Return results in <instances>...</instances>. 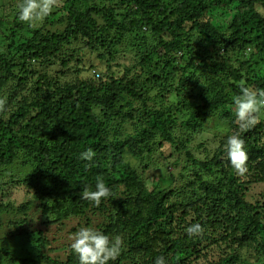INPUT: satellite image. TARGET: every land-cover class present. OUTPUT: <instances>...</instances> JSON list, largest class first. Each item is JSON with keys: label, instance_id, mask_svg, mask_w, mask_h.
<instances>
[{"label": "trees", "instance_id": "1", "mask_svg": "<svg viewBox=\"0 0 264 264\" xmlns=\"http://www.w3.org/2000/svg\"><path fill=\"white\" fill-rule=\"evenodd\" d=\"M20 2L0 7V98H6L0 196L8 187L22 188L28 201L20 210L40 211L47 226L106 210L121 191L126 198L116 200L99 226L124 241L109 264H154L160 256L167 264H192L208 249L203 241L220 230L214 245L231 243L239 260L227 252L207 264H246L251 255L264 264V192L254 202L247 199L264 184V111L255 127L239 132L232 101L242 84L264 88V0H57L44 22L28 29L17 20ZM86 48L123 74L105 78L94 69L97 81H48L57 61L68 68ZM32 62L47 71L40 74ZM212 118L223 137L211 155L199 157ZM237 132L248 155L243 175L224 150L228 135ZM165 145L177 153V179L162 174L145 180L127 162L133 157L163 171L155 156ZM88 148L94 158L80 159ZM97 177L112 193L98 207L80 197L84 187L95 190ZM12 211L11 204L0 203V214ZM192 213L191 224H201L202 236L189 237L180 222ZM86 221L92 222L89 215ZM154 231L159 238L151 237ZM40 234L11 232L14 239L30 240L32 253L22 258L0 251L1 257L11 256L12 264H79L71 248L65 263L44 255ZM144 236L143 251L136 243Z\"/></svg>", "mask_w": 264, "mask_h": 264}, {"label": "rangeland", "instance_id": "2", "mask_svg": "<svg viewBox=\"0 0 264 264\" xmlns=\"http://www.w3.org/2000/svg\"><path fill=\"white\" fill-rule=\"evenodd\" d=\"M14 0H0V7H6L7 10L11 3ZM5 19V18H4ZM44 22V18L40 21H37L32 26H29V24L24 23V26L26 29L33 27L34 25L40 26ZM226 28V27H223ZM52 30H57L56 28ZM31 31L28 30L27 32ZM25 31V33H27ZM3 36V35H2ZM4 45L0 43V52L4 51ZM123 50H126V45L122 46ZM2 53H0L1 55ZM117 63H119L117 61ZM33 68L37 69L40 74H44L46 72L41 68V66L36 65V63L32 62ZM127 64V63H126ZM35 65V66H34ZM97 70L100 74H103L106 78L107 74L115 75V76H121L123 72L118 73V70L116 66H113L112 69L108 68L107 62L103 61L99 58L98 54L92 49H84L80 52V55L78 59L71 60L68 68H64L61 66V62L57 61V63L52 66L47 73L50 74V79L48 81H60L63 84L72 83L77 79V76L81 79H90L92 81H97L91 74L92 70ZM78 70L80 71L78 73ZM115 73V74H114ZM37 79H32L29 77L28 81L30 84L37 83ZM155 105V104H154ZM217 118H212L207 122V129L202 132L201 141L204 143L205 148L201 149L198 153L199 157H203L205 155H211L214 152V149L218 145L219 138L223 135L221 133H218L216 129V125L218 123ZM200 142V141H199ZM199 142H195V147L198 146ZM157 159L161 160V165H163L164 170L162 171L161 168L151 166L146 168L145 165H142L138 159H133V157H128L127 162H130L134 167H137L141 173H143V177L145 180L155 181L159 179L162 174H174L176 175V179L179 177V170H181V167L174 168L172 166V163L176 161L177 159V153L169 146H161L157 150V154L155 156ZM14 168H11V172H18V170H13ZM10 172V173H11ZM9 175V173L7 172ZM9 179V177H8ZM264 192V184L256 185L251 189L248 200L251 202H254L256 198H260L261 194ZM6 195L4 197L0 196V203L3 202L5 204H11L14 208V211L12 213L7 214H0V251L9 253V254H15L14 256L18 257H26L31 255L32 247H31V241L28 239H20L16 238L14 239V235H11L12 233H22V231L27 230L29 232H36L39 230H42V235L39 236L42 239H45L44 251L43 254L46 256H49L51 259L57 260L59 262L65 263L70 255V244L71 239L70 237L81 227H92L95 230H98L100 232H103L99 229V226L102 224V222L105 220V218L109 215L111 210L115 206L116 200L121 198H126V196H123L121 191H119L114 197L111 202H109L106 205V210H102L95 214L94 212L90 211L87 213V216L92 219V222L90 224L87 223L86 217L81 218H70L67 220H63L60 223H54L50 225H44L43 220L41 219L40 211H21V205L28 201V195L26 194V191L23 190L20 187H8V189L5 191ZM97 209V208H95ZM98 210V209H97ZM99 211V210H98ZM195 211V210H194ZM32 214V219L29 223L25 224L26 220L28 219V214ZM99 214V215H98ZM179 215H183V213H179ZM182 218V216H181ZM180 218V219H181ZM195 217L192 214H189L188 217L185 218L182 222V225L184 228H187L191 221ZM24 222V223H20ZM17 225V226H16ZM137 231H132V235L135 234ZM104 233V232H103ZM222 230L212 233L211 239L203 241V245L206 246L208 249L204 252H209L207 256L204 255V252L196 257L193 256L192 259H195V261L192 264H207L209 262H215L217 260H220L221 258H224L226 256V253L228 252L235 260H239L237 256L233 254L235 252L236 247L232 245L231 243L227 242H221L219 245H214V240L219 239L221 237ZM110 233L108 234V236ZM151 237L156 236L160 237V233L158 231H154L150 233ZM145 236L139 239L136 243L137 249L141 247V249L144 251L146 248L147 242H144ZM36 241V240H35ZM144 242V243H143ZM202 247V246H201ZM18 254V255H17ZM252 256H245V262L246 264H260L255 263L254 259H252ZM10 257H1L0 255V261L3 264H12L10 263ZM233 260V259H232ZM231 260V264H232ZM143 261V260H142ZM125 264H139L138 262H135L133 259L130 262H126Z\"/></svg>", "mask_w": 264, "mask_h": 264}, {"label": "clouds", "instance_id": "3", "mask_svg": "<svg viewBox=\"0 0 264 264\" xmlns=\"http://www.w3.org/2000/svg\"><path fill=\"white\" fill-rule=\"evenodd\" d=\"M57 5V0H21L17 5V20L32 26L49 15ZM100 78V77H99ZM235 105V123L239 132L247 131L260 122V113L264 111V88L240 86V93L232 97ZM6 98H0V112L5 111ZM239 132L228 135L224 150L227 158L238 175L247 172L248 155L245 141ZM96 155L92 148L80 153V159L91 161ZM112 195L102 178L97 177L95 190L84 187L80 192L81 199L99 206L103 198ZM185 232L189 237L202 236L204 228L200 223L190 224ZM70 248L77 255L79 264H109L121 254L123 238L120 235L109 237L92 227H81L71 237ZM154 264H167L163 256L158 257Z\"/></svg>", "mask_w": 264, "mask_h": 264}, {"label": "built area", "instance_id": "4", "mask_svg": "<svg viewBox=\"0 0 264 264\" xmlns=\"http://www.w3.org/2000/svg\"><path fill=\"white\" fill-rule=\"evenodd\" d=\"M93 73L95 74V76H96L97 78H99V77H100V74H99L98 72H96V71H93Z\"/></svg>", "mask_w": 264, "mask_h": 264}]
</instances>
